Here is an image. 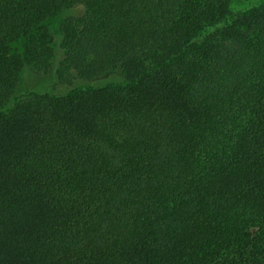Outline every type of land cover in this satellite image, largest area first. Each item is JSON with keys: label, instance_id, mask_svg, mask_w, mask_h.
I'll return each instance as SVG.
<instances>
[{"label": "trees", "instance_id": "obj_1", "mask_svg": "<svg viewBox=\"0 0 264 264\" xmlns=\"http://www.w3.org/2000/svg\"><path fill=\"white\" fill-rule=\"evenodd\" d=\"M237 1L0 0V264H264V0ZM75 7L59 82L124 83L3 112Z\"/></svg>", "mask_w": 264, "mask_h": 264}, {"label": "rangeland", "instance_id": "obj_2", "mask_svg": "<svg viewBox=\"0 0 264 264\" xmlns=\"http://www.w3.org/2000/svg\"><path fill=\"white\" fill-rule=\"evenodd\" d=\"M257 3V0H238L236 7L239 11H243ZM85 15L86 9L84 7H75L61 11L45 23L53 37V70L49 75H38L31 68L24 67L20 72L14 94L3 107V112L8 113L16 104L25 100L31 94H48L60 97L67 96L78 89L99 88L109 84L124 83V78L120 74H114L94 81H85L73 75L70 83L62 84L59 82L56 70L65 57L61 48L63 39L60 30L61 24L69 18H83ZM12 49L16 52H21L20 44H13Z\"/></svg>", "mask_w": 264, "mask_h": 264}]
</instances>
